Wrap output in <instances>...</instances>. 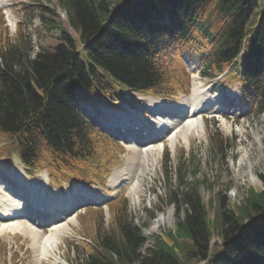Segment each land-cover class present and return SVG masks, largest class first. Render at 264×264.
<instances>
[{
    "label": "trees",
    "instance_id": "1",
    "mask_svg": "<svg viewBox=\"0 0 264 264\" xmlns=\"http://www.w3.org/2000/svg\"><path fill=\"white\" fill-rule=\"evenodd\" d=\"M57 2L66 10L78 42L54 7H41L47 18L40 19L39 30L61 35L55 51L40 45L30 57L21 32L11 40L0 37V134L8 136V146H15L26 164L46 165L57 177L79 180L94 168L92 163L99 170L97 141L102 135L74 100L108 102L117 83L157 96L172 95L180 75L170 69L169 61L177 42L187 37L203 52L212 72L223 69L244 44L246 53L234 68L264 106V0ZM186 196L193 213L180 221L178 240L169 231L167 241L158 239L140 255V231L118 220V229L111 227L113 234L90 248L83 264H195L205 258L214 237L225 242L211 246L208 264H264V188L249 190L245 204L229 215L227 227L221 207L210 219L195 191Z\"/></svg>",
    "mask_w": 264,
    "mask_h": 264
},
{
    "label": "rangeland",
    "instance_id": "2",
    "mask_svg": "<svg viewBox=\"0 0 264 264\" xmlns=\"http://www.w3.org/2000/svg\"><path fill=\"white\" fill-rule=\"evenodd\" d=\"M7 3V8L10 9L16 22L13 24L7 20L5 23L8 24V29L2 24L0 25L2 37L8 36L10 38L9 35L17 27H20L25 39H29L30 50H32L31 57L40 45L53 51V48H56L60 41L62 43V40H60L61 35L58 32L38 30L39 17L47 18L46 13L39 11L42 9L41 7L50 8L53 6L57 14H66V10L60 6L57 0L44 2L40 0V8L34 0H7ZM4 12L5 8L0 7L2 20L6 16ZM69 50L74 51L70 48ZM185 60L193 64L196 69L198 68L197 80L207 86L209 94L215 92L216 95H219L220 93L221 100L225 98L224 92L226 90H229L231 94L238 95L239 84L233 80L230 74L225 75L223 73L213 80L211 77L208 78L202 75L203 72L200 70L201 66L198 58ZM219 78H223L221 82L224 80V83L220 82L219 86H216V81ZM120 91L122 99L117 104L109 106L98 104L95 106V110L102 118L109 116L119 120L121 115L127 113L134 119H140L143 118V113L148 114L150 111L149 100L154 99L152 102L155 103L158 101L155 100L158 98L133 94L122 87ZM228 106L230 109L231 105L228 104ZM246 106L240 99V105L234 112L224 113L225 120L232 124L231 129L221 124L222 120L219 117L211 118L205 115L203 117V132L198 135L194 131H190L187 136L189 143L182 142L181 136L178 135L176 138L178 140L174 146L166 145L168 141L166 138L162 140L164 143L163 149H156L160 143L154 144L152 148L156 147L153 153L156 160L150 158L151 154H149L148 162L141 159L135 164L136 167L134 166L136 173H139L138 184L140 185H138V188L136 187V192H131L132 194L128 191L126 183L124 184L121 181L126 177L128 171L127 159L133 155V151L123 150L122 152L118 144L120 143L123 146L122 141H117V144L108 143L110 156L113 157L114 155L116 166L111 169V173L106 177L104 184L92 183L87 189L91 194L105 199H102V202L115 199L118 196L117 194L122 193L124 195L133 223L141 225L146 222L147 224V227L142 231V235L147 238L143 244L144 247L150 245L155 235L164 234V231L169 227H174L186 214L193 213L191 204L186 200V195L192 190L196 192L199 200L207 206L210 218L214 217L218 207H221L223 212L225 211L226 216L223 217L222 221L223 226L227 227L230 220L229 215L231 216L232 210L236 206L245 204L249 190L253 189L261 192L264 188V114L250 115L246 111ZM152 117L148 114L146 119L150 122ZM235 127H237L236 130H233ZM6 142L5 136L0 134V166L9 171L15 170V172H18L15 167L20 169V166L17 165L14 157L15 153L9 151L8 155L1 154L3 146L11 143V141L10 143ZM244 150L245 154L243 155ZM148 152L152 153V150ZM41 172H44V170L30 174L26 173L27 176H23L21 179L22 181H31L35 186H39L41 182L39 174ZM113 177H115L114 180ZM75 186V183H53L50 181L45 186V195H57L59 199L70 198L76 189ZM174 192L176 193V200L172 198L170 201L172 204L166 203ZM210 202L212 203L210 204ZM91 208H93V211L89 210L78 217L79 225L84 228L79 227L75 221V223L70 222V224L74 223L72 225L73 230L70 232L72 237L70 239L64 238L63 241L59 240L57 255L59 254L70 264H72L70 260H73L74 256L84 254L81 247L82 240H93L95 225L102 228V225L106 224L107 206L100 203L91 206ZM219 241H222V239H219ZM32 242L29 235L26 237L18 234L10 242L9 239L0 238V264H9L7 260L5 261V247L9 244H17V247L26 248L30 264H36L37 249ZM71 248L73 251H71ZM86 256H83L82 260ZM45 263L57 264L51 259Z\"/></svg>",
    "mask_w": 264,
    "mask_h": 264
},
{
    "label": "bare ground",
    "instance_id": "3",
    "mask_svg": "<svg viewBox=\"0 0 264 264\" xmlns=\"http://www.w3.org/2000/svg\"><path fill=\"white\" fill-rule=\"evenodd\" d=\"M5 2L6 0H0V4L3 7L5 6ZM5 12L7 13V17L10 19V22H14L11 12ZM202 93H204L202 92V86L197 84V82H193L191 94L184 96L179 102L167 103L160 102L161 100H158L157 103H155L152 102L154 99H150L148 106L153 108L154 115L150 120L151 122H149L150 124L146 123V125H148V129H145V131H147L146 135L154 140L158 137L161 138L165 136V134L167 135L169 132L171 133L170 130L174 129V132L168 137L171 146L174 145L178 135H180L186 142H188L187 135L190 131H194L196 134L200 135L203 132V118L201 113L204 110L206 111L207 109L205 108L208 107V104H210V102H208V98H205V95ZM213 103L217 104V110L215 112L220 113L225 108L223 102L221 101H213ZM222 124L231 129L229 122L224 120L222 121ZM236 128L237 127L233 130H236ZM239 128L240 127H238V129ZM137 132L138 133H136V138L133 142L148 139L143 137L139 131ZM133 142L128 145L129 149L133 150V155L127 159L128 171L126 173V177L123 178V182L126 183L130 193L134 192L133 190H135L136 187L138 188V185H140L138 184L139 173L137 174L134 168L135 164H137L138 161H141V159L143 161H147L149 154H151L150 158L156 160L153 154L156 147L152 148L154 145L138 147V144ZM161 145L162 144L160 143L156 149H160ZM151 150L152 153H149L148 151ZM244 154L245 150L243 155ZM16 184L14 185L11 182L8 183L6 181H2L1 188L3 191L1 189L0 191L4 196L2 195L1 197H5L6 202L3 204L0 202V210L2 211V213H0L4 217V219H0V235L5 236L7 231H10L9 233L17 231L23 235H29L33 241V245L37 249L36 259L38 262L42 263L43 261H46L49 255L53 254L54 251L58 249L57 241L61 235H65L71 229L70 222L76 221L75 214L71 215L70 213V209L74 207L75 201H66L64 205L60 206L57 205L55 201L45 200L44 197L47 196L45 195L44 189L46 184L34 186V184L30 181L18 182ZM76 200L77 202L79 201L78 199ZM39 201H41V203H45V205H51L50 208L55 213L54 218H57V221H51V223L46 224L47 221L44 220L47 219L50 221L53 220V218H45L46 216L43 212L38 213L37 217H35V220H38L36 223L34 222L35 220L33 221L32 219H28V215H32V212L29 211L32 207L31 205L33 203H38ZM33 223H35V225H33ZM39 225H45V227L49 229L50 233L47 235L41 234V232L37 230Z\"/></svg>",
    "mask_w": 264,
    "mask_h": 264
}]
</instances>
